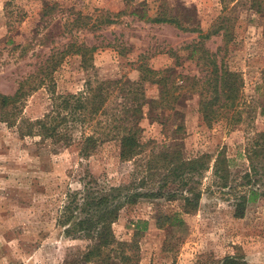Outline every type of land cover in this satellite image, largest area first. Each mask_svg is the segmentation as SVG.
<instances>
[{
	"label": "rangeland",
	"instance_id": "374dc122",
	"mask_svg": "<svg viewBox=\"0 0 264 264\" xmlns=\"http://www.w3.org/2000/svg\"><path fill=\"white\" fill-rule=\"evenodd\" d=\"M164 8L182 21L198 24L201 32L142 19L153 18ZM221 23L223 29L211 34ZM224 33L232 45L226 67L241 76L244 100L258 102L255 119L244 120L235 131L225 121L208 128L198 113V95L184 93L177 123L183 122L185 133L173 135L175 118L163 126L160 121L169 113L155 110L150 115L155 119L141 120L140 140L145 154L178 144L183 158L207 154L211 165L224 148L231 172L241 175L249 169L243 155L245 138L264 132V115L258 109L264 104V11L256 12L254 0H0V94L13 95L45 68L52 71L58 95L82 91L87 80L131 84L144 67L154 72L171 69L177 84L185 78L203 79L207 68L197 66L196 47L201 41L220 60L224 51L217 50L224 47ZM206 34H211L208 39L200 37ZM81 47L94 48L85 66L75 53ZM143 89L148 99L159 95V87L148 80ZM114 97L112 103L119 104L120 94L115 92ZM50 109V94L42 88L26 98L22 110L25 118L35 120ZM80 135L79 130L73 133L75 139ZM38 142L19 138L14 128L0 122V264H64L75 257L87 242L72 240L57 223L66 192L80 188L85 171L101 184L116 185L133 170L131 162L119 160L113 142L86 160L79 157L75 145L53 151ZM211 182L209 170L200 187L205 190ZM158 183L156 177L143 190ZM215 189L206 190L198 210L182 215L184 223L177 227H158L155 219L161 212H179L178 199L143 198L122 210L113 225L118 239L130 241L133 224L147 222L137 237L133 264H216L224 256L240 253L247 264H264V195L248 204L242 219H236L232 197Z\"/></svg>",
	"mask_w": 264,
	"mask_h": 264
},
{
	"label": "trees",
	"instance_id": "16d2710c",
	"mask_svg": "<svg viewBox=\"0 0 264 264\" xmlns=\"http://www.w3.org/2000/svg\"><path fill=\"white\" fill-rule=\"evenodd\" d=\"M254 3L256 12L262 13L264 0H254ZM142 19L152 24L171 25L184 32H201L198 24H189V19L184 22L166 8L161 9L153 18L143 16ZM220 25L211 34H218L223 29V24ZM211 34L200 37L208 39ZM222 35L226 41L224 47L217 50L224 51L220 60L218 53L206 51L201 41L196 47L199 50L197 66L201 70L207 68L203 79L185 78L177 84L175 77L172 78L170 74L171 69L154 72L144 67L139 79L131 84L87 80L82 91L58 95L54 90L52 71L45 68L35 78L20 85L13 95L0 94V122L8 128H14L19 138H37L39 144L53 151L58 147L75 145L79 157L84 160L97 154L105 143L113 142L118 147L119 160L133 165V170L119 184H101L85 171L83 178H79L80 188L66 192L57 223L69 238L85 240L87 244L79 254L64 264H112L115 261L122 264L135 263L137 237L146 230L147 222L137 220L133 224L134 233L130 241L118 239L113 225L122 210L143 198L181 201L179 212H161L155 219L156 225L162 228L183 225L182 215L195 213L202 196L206 190L211 191V186H215L218 193L232 197V214L236 219H242L248 204L264 195V132L245 138L243 155L249 169L241 175L231 172V160L227 158L224 148L212 158L211 165V157L207 154L191 159L183 158L178 144L163 146L160 151L145 154V145L140 140L142 129L139 124L147 116L155 119L150 116L155 110L169 113L160 121L163 126L175 118L172 121L173 135L185 133L183 122L177 123L182 116L180 100L184 93L198 95V113L208 128L219 121H225V126L235 131L243 122L251 123L255 119L258 102L253 99L249 102L244 100L241 76L227 69L225 57L232 45L230 36L226 33ZM93 50L77 48L75 53L81 56L82 66L91 61ZM54 65L57 62L54 61ZM146 80L159 87L156 99L146 97L143 89ZM42 88L50 94V111L35 120L25 118L22 109L26 98ZM115 92L120 94L119 104L112 103L116 98ZM258 109L259 115L263 116L264 104ZM243 114L247 118L244 119ZM75 130L81 134L77 139L73 136ZM209 170L212 182L203 190L200 184ZM156 177L159 178L156 188L144 191ZM216 264L247 262L240 253L224 256Z\"/></svg>",
	"mask_w": 264,
	"mask_h": 264
}]
</instances>
